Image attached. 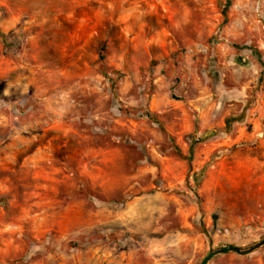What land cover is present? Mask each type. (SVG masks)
<instances>
[{"label":"rangeland","instance_id":"obj_1","mask_svg":"<svg viewBox=\"0 0 264 264\" xmlns=\"http://www.w3.org/2000/svg\"><path fill=\"white\" fill-rule=\"evenodd\" d=\"M263 239L264 0H0V264Z\"/></svg>","mask_w":264,"mask_h":264},{"label":"water","instance_id":"obj_2","mask_svg":"<svg viewBox=\"0 0 264 264\" xmlns=\"http://www.w3.org/2000/svg\"><path fill=\"white\" fill-rule=\"evenodd\" d=\"M264 245V239L258 243H256L255 245H253L252 247L246 249V250H242L238 247H235V246H226V247H222V248H219V249H216V250H213V251H210L206 256L205 258L202 260L201 264H208V262L215 256L217 255H222V254H226V253H230V252H233V253H236V254H239V255H245V254H248V253H251L253 252L254 250L262 247Z\"/></svg>","mask_w":264,"mask_h":264},{"label":"trees","instance_id":"obj_3","mask_svg":"<svg viewBox=\"0 0 264 264\" xmlns=\"http://www.w3.org/2000/svg\"><path fill=\"white\" fill-rule=\"evenodd\" d=\"M241 118H235L233 116H230L228 118H226L225 120V126L222 129L223 132H227V128L234 122V121H240Z\"/></svg>","mask_w":264,"mask_h":264}]
</instances>
